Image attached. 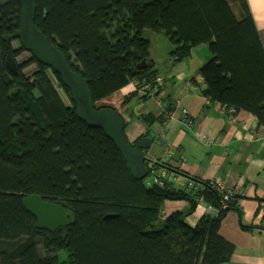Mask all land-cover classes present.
<instances>
[{
  "label": "trees",
  "instance_id": "obj_1",
  "mask_svg": "<svg viewBox=\"0 0 264 264\" xmlns=\"http://www.w3.org/2000/svg\"><path fill=\"white\" fill-rule=\"evenodd\" d=\"M20 16L17 0H0V264L230 262L235 246L220 229L229 212L242 214L241 192L225 201V192L210 179L178 187L172 177L186 172L173 164L170 142L164 161L149 157L153 181L137 180L104 131L78 118L69 90L53 70L34 58L19 65L17 74L7 69L9 55L16 59L24 53L13 46L16 41L4 40L20 28ZM35 24L72 70L88 80L97 108L107 107L97 104L130 85L135 90L124 97V107L135 99L157 100L169 87L155 68L147 30L164 34L176 46L175 64L191 49L208 46L211 58L199 69L200 94L221 105L228 119L252 114L264 138V43L248 0L149 5L143 0H37ZM33 64L37 69L29 77L23 70ZM168 100L160 115L134 116L148 129L134 143L154 139L151 127L172 117L176 106ZM181 121L190 128L196 124L187 114ZM190 181L198 185L190 188ZM32 195L66 208L69 225L55 233L39 230L23 205ZM167 201L188 202L190 209L165 216ZM201 201L214 216L192 226L187 218Z\"/></svg>",
  "mask_w": 264,
  "mask_h": 264
},
{
  "label": "crops",
  "instance_id": "obj_2",
  "mask_svg": "<svg viewBox=\"0 0 264 264\" xmlns=\"http://www.w3.org/2000/svg\"><path fill=\"white\" fill-rule=\"evenodd\" d=\"M248 2L264 43V0ZM207 48L200 46L189 51L188 55H195L197 59L195 64L190 62V66L187 62L190 55L179 64H175L171 57L172 69L164 76L159 73L170 86L157 100L150 99L142 103V107L138 106L132 117L122 116L128 124L126 134L131 142L145 134L147 126L134 116L150 112L160 115L171 97L175 111L166 123H155L151 127V135L155 138H148L152 145L147 156L164 161L170 142L173 164L186 172L172 177L178 187H184L192 179H212L218 174L231 185L239 184L243 196L240 201L242 214L229 212L220 229L221 236L235 246L234 255L227 264H264V139L257 131V119L252 114L241 112L228 119L224 117L221 105L211 103L200 94L204 87L200 65L211 58ZM132 86L120 92L123 98L133 91L127 92ZM184 114L194 118L196 124L193 128L181 121ZM204 139L211 143H204ZM210 207L203 201L199 202L194 213L187 218L188 223L196 226L205 216H214ZM189 209L188 202L167 201L164 214L187 213ZM243 225L250 229H243Z\"/></svg>",
  "mask_w": 264,
  "mask_h": 264
},
{
  "label": "water",
  "instance_id": "obj_3",
  "mask_svg": "<svg viewBox=\"0 0 264 264\" xmlns=\"http://www.w3.org/2000/svg\"><path fill=\"white\" fill-rule=\"evenodd\" d=\"M17 1L21 7V26L14 34L6 35L4 40L7 43L18 41L20 48L31 54L30 58L36 59L53 70L69 90L78 118L89 127L103 130L122 154L132 175L137 180H145L150 174L147 163L152 160L147 156V152L151 148L152 142L150 140L131 142L126 134L124 118L112 107H96L88 80L72 70L65 55L58 47L51 44L36 26L37 0ZM143 1L149 5L157 0ZM6 65L10 72L18 73L19 64L12 55L8 56ZM161 166L164 165L161 164ZM23 205L36 218L39 230L55 233L60 228L69 225L67 209L59 204L47 202L39 195L25 198Z\"/></svg>",
  "mask_w": 264,
  "mask_h": 264
},
{
  "label": "rangeland",
  "instance_id": "obj_4",
  "mask_svg": "<svg viewBox=\"0 0 264 264\" xmlns=\"http://www.w3.org/2000/svg\"><path fill=\"white\" fill-rule=\"evenodd\" d=\"M230 5L233 7V5L231 3H230ZM144 37L149 39V41L151 42V57H152L153 61L155 62V68L159 71V73L161 75H163V76L166 75L167 72H169V70L172 69V67L170 66V60L172 57V52L175 50L176 46L164 34H158V33H155L153 31L147 30L144 33ZM13 46L14 47H20V44H19V42H14ZM30 56H31V54L24 52L23 54L19 55L16 58V61L19 65L20 64L22 65L30 58ZM196 61H197V59H196L195 55L194 56L190 55L188 60H187L188 64L190 62H193V64H195ZM203 65L204 64H202L200 66L202 67ZM189 66H190V64H189ZM36 69H37V65L33 64V65L25 68L23 71L27 76L31 77ZM49 76H50L51 80L53 81L55 88L59 91L61 98L63 99L65 104L69 105L70 99H69V97H67L65 92L58 87L56 78L53 75H49ZM168 86H170L169 83H168ZM133 88H135V87L134 86L129 87L127 89V92L132 91V90L134 91ZM122 96L123 95H121V103H120L118 109H116V110L124 118H127L129 116L132 117L133 113L136 111V108L138 106L142 107V103L139 100L135 99L129 105L124 107L123 106L124 98ZM158 98L159 97H157V99ZM102 102L103 101H100L97 104V106L100 107L102 105ZM148 106L150 107L151 103H149ZM203 142L206 144L211 143V142H209V139H204ZM222 177H224V176H222ZM146 180L147 181H153V178L150 176V177L146 178ZM229 186H233V188H235L236 190H241V188L239 187L240 186L239 184H237V185L229 184ZM60 259H61V261H64L66 259L65 252L61 253Z\"/></svg>",
  "mask_w": 264,
  "mask_h": 264
},
{
  "label": "built area",
  "instance_id": "obj_5",
  "mask_svg": "<svg viewBox=\"0 0 264 264\" xmlns=\"http://www.w3.org/2000/svg\"><path fill=\"white\" fill-rule=\"evenodd\" d=\"M258 137H260V136H258ZM153 164H154V162H151L150 165L148 166V169H152ZM210 180L216 189H218L221 192L222 191L225 192V194H224L225 195V197H224L225 201H227L229 198H232L235 195L240 193V190H236L235 188H233V186H229V182H227V180L224 179V177H222L220 174H218V176H215L214 178H212ZM197 185L198 184L196 182L190 181V183H189L190 188H195ZM223 208L226 209V205H224ZM210 209L214 210L212 207H210Z\"/></svg>",
  "mask_w": 264,
  "mask_h": 264
},
{
  "label": "bare ground",
  "instance_id": "obj_6",
  "mask_svg": "<svg viewBox=\"0 0 264 264\" xmlns=\"http://www.w3.org/2000/svg\"><path fill=\"white\" fill-rule=\"evenodd\" d=\"M120 103H121V93H117L112 97L103 100L101 106H107V107H112L114 109H118Z\"/></svg>",
  "mask_w": 264,
  "mask_h": 264
},
{
  "label": "clouds",
  "instance_id": "obj_7",
  "mask_svg": "<svg viewBox=\"0 0 264 264\" xmlns=\"http://www.w3.org/2000/svg\"><path fill=\"white\" fill-rule=\"evenodd\" d=\"M16 42H18V41H16ZM25 52V51H24ZM31 57V56H30ZM21 65V64H20Z\"/></svg>",
  "mask_w": 264,
  "mask_h": 264
}]
</instances>
